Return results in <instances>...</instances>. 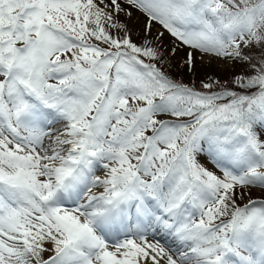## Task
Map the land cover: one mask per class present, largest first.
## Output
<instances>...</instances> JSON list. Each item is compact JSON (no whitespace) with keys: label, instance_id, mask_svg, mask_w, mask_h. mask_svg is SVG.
Returning a JSON list of instances; mask_svg holds the SVG:
<instances>
[{"label":"snow or ice","instance_id":"snow-or-ice-1","mask_svg":"<svg viewBox=\"0 0 264 264\" xmlns=\"http://www.w3.org/2000/svg\"><path fill=\"white\" fill-rule=\"evenodd\" d=\"M0 264H264V0H0Z\"/></svg>","mask_w":264,"mask_h":264},{"label":"rangeland","instance_id":"rangeland-1","mask_svg":"<svg viewBox=\"0 0 264 264\" xmlns=\"http://www.w3.org/2000/svg\"><path fill=\"white\" fill-rule=\"evenodd\" d=\"M256 193H258V192H256ZM257 195L259 196V195H260V193H258Z\"/></svg>","mask_w":264,"mask_h":264},{"label":"trees","instance_id":"trees-1","mask_svg":"<svg viewBox=\"0 0 264 264\" xmlns=\"http://www.w3.org/2000/svg\"><path fill=\"white\" fill-rule=\"evenodd\" d=\"M201 73H202V70H201ZM199 78V77H198ZM253 196H254V194H253Z\"/></svg>","mask_w":264,"mask_h":264}]
</instances>
